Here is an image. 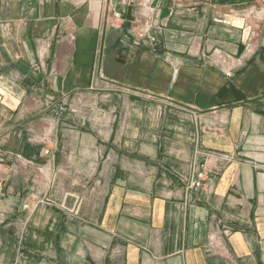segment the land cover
Instances as JSON below:
<instances>
[{
    "label": "crops",
    "instance_id": "crops-1",
    "mask_svg": "<svg viewBox=\"0 0 264 264\" xmlns=\"http://www.w3.org/2000/svg\"><path fill=\"white\" fill-rule=\"evenodd\" d=\"M258 2L0 0V264H264Z\"/></svg>",
    "mask_w": 264,
    "mask_h": 264
},
{
    "label": "built area",
    "instance_id": "built-area-1",
    "mask_svg": "<svg viewBox=\"0 0 264 264\" xmlns=\"http://www.w3.org/2000/svg\"><path fill=\"white\" fill-rule=\"evenodd\" d=\"M116 18H120L119 14L115 15ZM205 181V173L204 172H199L196 175V178L194 180H192L189 184V188L193 189V188H200L203 185V182Z\"/></svg>",
    "mask_w": 264,
    "mask_h": 264
},
{
    "label": "rangeland",
    "instance_id": "rangeland-1",
    "mask_svg": "<svg viewBox=\"0 0 264 264\" xmlns=\"http://www.w3.org/2000/svg\"><path fill=\"white\" fill-rule=\"evenodd\" d=\"M255 2L256 1H258V0H254ZM258 3H260V4H262V5H264V0H259V2ZM255 5H253V7H251V9L250 8H247L248 9V13H247V15L249 14V13H251V15H250V18H251V20H253L252 18H253V15H255L254 13H253V11H254V7ZM262 9H264V8H262ZM253 13V14H252ZM250 28V27H249ZM251 29V28H250Z\"/></svg>",
    "mask_w": 264,
    "mask_h": 264
}]
</instances>
